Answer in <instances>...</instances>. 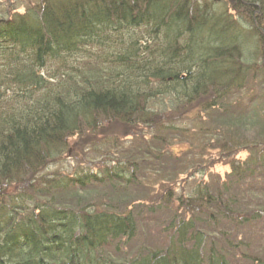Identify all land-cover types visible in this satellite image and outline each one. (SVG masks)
<instances>
[{
  "label": "trees",
  "instance_id": "16d2710c",
  "mask_svg": "<svg viewBox=\"0 0 264 264\" xmlns=\"http://www.w3.org/2000/svg\"><path fill=\"white\" fill-rule=\"evenodd\" d=\"M0 87V264H237L264 230V0H0ZM77 136L99 160L49 170Z\"/></svg>",
  "mask_w": 264,
  "mask_h": 264
},
{
  "label": "rangeland",
  "instance_id": "374dc122",
  "mask_svg": "<svg viewBox=\"0 0 264 264\" xmlns=\"http://www.w3.org/2000/svg\"><path fill=\"white\" fill-rule=\"evenodd\" d=\"M24 5V3H23ZM20 11H22V8L19 9ZM0 90H4L3 87H0ZM233 118V117H232ZM236 118V117H234ZM263 121V120H261ZM145 132V131H144ZM125 138H131V136H126ZM73 141V139H72ZM75 141H77V146L76 150H75V154L70 156H64L62 158V162L56 163V165H53L49 168V170L54 169L56 166L58 167L60 164H64V167L69 169V166L71 165H75V164H87V163H91V164H95L99 159L98 155H97V150H93L90 146V144H92V142L94 143L96 141V138H87V140L84 139V136H77L75 138ZM97 142V141H96ZM127 146V145H126ZM176 150H178V152L181 150L179 145H176ZM182 147V146H181ZM69 152H71L69 150ZM241 157L245 156V153H242L240 155ZM228 170V166L226 165H221V164H216L214 166V168H212L211 172L212 174H224V172L226 173ZM183 176H187V175H180V177ZM200 177V175H196L195 178L198 180V178ZM187 178H189L187 176ZM182 183H175V185L173 184L171 188L169 189H173L176 194L178 193H182L184 191V188L186 187V184H184L183 187H181ZM154 188H156L155 190L157 191L159 188V185H156ZM154 190V191H155ZM153 192V191H152ZM253 233V232H252ZM262 233H264V230H259L257 232H255L254 235H249V231H246V235H248V238H246L245 234L240 237L242 243L239 244V246H237V253L235 251H230L232 252V255H234V259L235 263L237 264H251V262L248 261L247 258H249L251 260V256L255 255L256 257H263L264 256V236H261ZM239 239V240H240ZM237 240V238H236ZM221 244H223V239L221 240ZM244 256V257H243Z\"/></svg>",
  "mask_w": 264,
  "mask_h": 264
}]
</instances>
